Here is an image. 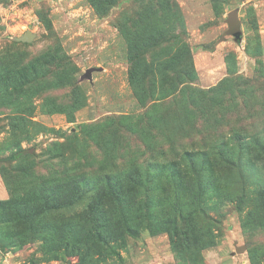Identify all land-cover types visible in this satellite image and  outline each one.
<instances>
[{
	"label": "rangeland",
	"instance_id": "374dc122",
	"mask_svg": "<svg viewBox=\"0 0 264 264\" xmlns=\"http://www.w3.org/2000/svg\"><path fill=\"white\" fill-rule=\"evenodd\" d=\"M96 1L100 12L91 0H0V78L19 75L15 69L37 60L49 81H59L14 90L0 80V201L16 200L3 212L0 206V222L16 205L39 213L34 228L0 244V264L89 262L85 251L51 248L52 238L68 217L88 233L86 251L99 250L105 240L98 235L109 231L98 226L90 205L107 180L119 183L132 212L149 202L158 219L192 215L193 226L188 231L179 224L176 234L125 235L113 241L117 255L89 264H252L250 246L259 248L264 264V220L257 219L264 195L249 200L257 204L247 202L243 213L235 203L244 190L248 196L264 191V0ZM28 30L31 42L16 41ZM182 44L191 48L196 70L192 107H185L181 92L163 100L157 94L155 106L145 107L130 84V48L147 49L148 61L171 66L183 61ZM227 77L238 90L206 112L200 90ZM53 104L67 113L53 111ZM76 139L85 151L71 171L82 175L80 201L54 209L46 195L55 194L58 180L70 176L61 171L74 164L65 167L53 144L70 147ZM20 149H31L30 158L12 160ZM168 160L175 164L160 167ZM140 165L149 179L144 189L129 179ZM101 201L100 221L120 224L119 203ZM199 206L205 213L198 214ZM255 220V229L243 226ZM211 239L215 245L204 248ZM96 253L94 259H102Z\"/></svg>",
	"mask_w": 264,
	"mask_h": 264
},
{
	"label": "trees",
	"instance_id": "16d2710c",
	"mask_svg": "<svg viewBox=\"0 0 264 264\" xmlns=\"http://www.w3.org/2000/svg\"><path fill=\"white\" fill-rule=\"evenodd\" d=\"M92 3L95 5V9L97 12H100V4L96 0H91ZM172 7L174 8L176 14L179 16V10L177 4L175 2L172 3ZM102 9V8H101ZM185 32V31H184ZM182 49L184 53L183 61H179L178 63L172 64L171 66L168 64L161 63L162 60L159 62H155L152 60L148 61L146 59V55L148 53L147 49L142 50L139 53L135 52V49L132 47L129 51V62H130V75L129 80L130 84L135 91L138 99L143 102L145 107L148 106H155V103L150 104L154 101V97L158 94V100L163 99H170L177 95L178 93H185L187 94L188 99L185 100V107L187 105L192 107V95L195 88L193 87L192 83L196 79V70L193 64V54L191 48L187 44H182ZM165 65V66H164ZM26 67L28 68L26 70ZM26 67L21 69H15L14 72L18 73L19 75H10L2 76L0 80L2 84L8 87H11L14 90H20L26 86L32 87L34 82L37 83V86L40 88H47L50 87L51 84H58V79L49 81V73L45 63L41 64L39 61L34 60L31 61ZM16 68V67H15ZM157 69V70H156ZM156 70V72H155ZM147 75H152L153 78H145ZM30 78L31 81L29 80ZM158 79V80H157ZM48 80V81H47ZM236 80L232 77H227L221 80L217 85L206 89L200 90V94L208 101L209 104L206 103V112L214 107L215 105L221 104L228 93H233L238 90V87L235 86ZM228 92V93H227ZM150 104V105H149ZM61 105L53 104L51 105V109L53 111H60L67 113V109H60ZM64 108V107H63ZM188 110V109H187ZM199 110V109H198ZM190 111V109H189ZM191 112V111H190ZM192 113V112H191ZM204 113V110H203ZM72 121V120H71ZM96 125V124H95ZM76 139L75 141H77ZM236 145V144H234ZM234 145H231L230 148L233 149ZM53 147L55 150L59 151L57 154L59 161H61L65 167L68 166L69 162H73L74 167L63 169L61 172L64 174L70 175L64 177L62 180H58V188L55 189V194L51 197L46 195L47 202L51 203L52 206H57L54 209H63L68 206H74L78 204L79 194V176L82 175H71V171L75 169V166L79 165L80 162L76 163V158L78 156H84V149H80L84 147V145L80 144L79 141L70 145L63 143H54ZM65 147V148H63ZM264 151V150H263ZM31 149H20L17 150L16 153L10 155V158L14 161H19L22 159L30 158ZM187 153V151H186ZM189 153V152H188ZM173 161V162H169ZM174 160H168L167 163H162V166L166 164H175ZM160 167H156V169H160ZM192 168H196V164H192ZM140 170L136 174H131L129 179L131 184L137 189H144L148 183V177L146 175V171H144L143 166H139ZM128 169H131L128 167ZM155 167H153V170ZM127 175V174H125ZM148 179V180H146ZM241 180L244 179V176L241 175ZM249 182V180H248ZM256 183V182H255ZM246 178L243 180V185L247 186ZM110 188L112 190V195L108 196V192L106 190ZM255 191V190H254ZM259 194L254 195H247V191L244 190L242 195L236 200L237 209L240 213L244 212L245 206L247 202H251L252 200L259 199L262 195H264L263 189H258ZM111 194V193H110ZM106 198L108 200H113L114 202L119 203V210H120V224L107 222V221H100L97 211L102 206V198ZM251 200V201H249ZM129 199L123 194L122 189L120 188L119 183H113L111 180H107L104 182L102 190L100 194L95 197L94 201L90 205V212H92L94 216V220L98 223V226L103 227V231L108 230L109 233H105L102 235H98L99 238H103L102 243H99V250L95 252L86 251L89 250L90 243L89 239L87 238L88 233L81 229L80 227H75L74 223L68 217L65 219H60L61 222L59 229L55 231V235L52 238L53 249H61L64 248L68 253H82L87 252V256H89V262L81 263V264H89L90 260H96L95 262L99 261H106L107 254L117 255L118 251L115 247V243L113 241H119L123 239L125 235H132L135 236L138 234L140 230H148L152 233L155 232H168L172 234L178 233V228L180 227L179 224L185 225L188 228V231L193 226V217L192 215H186L182 217L181 215L176 216L174 219H158L161 216H156L153 214L151 204L149 202H142L139 204V207L136 210V213L132 212V209L129 205ZM253 205L257 203L251 202ZM16 204L15 198H10L8 200L0 201L1 211L3 212L4 209L8 208V206ZM202 206V205H201ZM200 207V206H199ZM200 207L198 210V214L204 212V208ZM38 211V207H34L32 209H28L27 206L25 207L16 205L12 209L11 216H8V213L2 217V221L0 222V244L4 243L3 241L10 242L12 240V236H20L23 235L25 231L30 228H34L33 220L35 218ZM14 212V213H13ZM260 213L257 216L258 220H264V204L261 206ZM164 216V215H163ZM248 217V216H245ZM59 218V217H57ZM246 229H255L257 224L256 220L247 224L243 223ZM62 227V228H61ZM2 228H7L6 231ZM188 231H181L184 234V239L189 240L191 239L188 235ZM3 234H10L11 236L5 238ZM2 240V241H1ZM31 240V239H30ZM111 240V241H110ZM89 246L87 247V245ZM215 245L214 239L204 241L203 247H212ZM259 250L256 246H250V258L252 264H259L258 260V253ZM102 255V259H94V255L97 254ZM105 253V254H103ZM107 253V254H106Z\"/></svg>",
	"mask_w": 264,
	"mask_h": 264
},
{
	"label": "water",
	"instance_id": "95a60500",
	"mask_svg": "<svg viewBox=\"0 0 264 264\" xmlns=\"http://www.w3.org/2000/svg\"><path fill=\"white\" fill-rule=\"evenodd\" d=\"M34 34L28 30L25 35L21 37H16V41H22V42H31L33 40ZM237 38H240V32L237 33ZM94 69H89L86 73L87 77H90V74L92 73Z\"/></svg>",
	"mask_w": 264,
	"mask_h": 264
}]
</instances>
